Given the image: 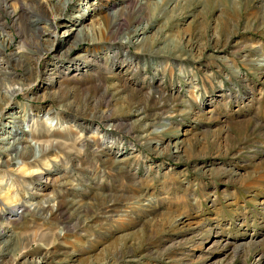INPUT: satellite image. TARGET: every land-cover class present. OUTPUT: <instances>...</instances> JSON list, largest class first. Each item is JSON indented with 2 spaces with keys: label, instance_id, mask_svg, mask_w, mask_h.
I'll list each match as a JSON object with an SVG mask.
<instances>
[{
  "label": "rangeland",
  "instance_id": "1",
  "mask_svg": "<svg viewBox=\"0 0 264 264\" xmlns=\"http://www.w3.org/2000/svg\"><path fill=\"white\" fill-rule=\"evenodd\" d=\"M129 1L122 5L120 0H11L6 10L0 6V23L12 40L6 56L15 61L11 70L16 74L15 84L9 78L0 80V107L9 101L13 88L23 87L0 111V162L6 158L3 153L10 146L7 139L15 130L22 137L36 124L43 134L41 122L46 121L45 113L50 111L56 116L52 120L55 130L60 125L76 134L85 127L96 130L98 134L86 133V138L95 143H115L108 144L109 151L119 149L118 159H128L129 167L137 174L130 182L108 171L105 177L100 173L97 181L103 180L109 192L124 188L125 196L137 197L138 201L144 196L149 203L124 202L110 219L94 220L90 228L66 234L61 242L69 253L60 254L54 264H107L119 252L136 250L140 251L137 255L118 264H264V258H254L257 250L264 252V2L167 0L165 15L178 26L171 29L172 22L165 18L157 26L160 32L151 27L145 34L158 46V60L146 58L145 66L123 64L110 74V50L93 44V37H98L91 28L114 10L130 7L133 2ZM150 1L162 4L164 0ZM205 1L220 4V10L210 12L201 7L203 11H199L197 7ZM112 3L116 7L109 10ZM189 5L197 17L186 16L183 10ZM36 20H41L39 26L32 22ZM83 29L88 34L80 32ZM126 38L125 33L119 42L127 43ZM36 48L41 49V59L31 66L29 58ZM127 49L129 57L138 53L132 44L125 45ZM181 49L187 54L183 57L190 59L181 65L170 64ZM83 57L90 62L76 73L70 68L71 62ZM60 72L69 75L66 102L57 101L55 93ZM88 77L92 82L95 78L104 80L105 87L115 94L112 107L116 112L139 100L160 105L177 98L178 104L183 101L185 106L158 113L153 109L158 117L143 122L139 116L132 117L139 132L148 123L143 134L148 133L149 140L145 142L136 130L129 135L125 129L106 128L94 118L96 110L91 100L96 91ZM84 82L86 85L80 86ZM160 90L163 98H148H157ZM104 130L113 134L108 140L102 138ZM60 131L51 134L53 138L49 139L54 143L41 141V153L32 162L10 164L5 169L8 173L0 174V191H6L12 199L2 192L0 211L24 200L31 211L37 206L56 207L61 200L83 202L85 208L94 196L106 194L91 180L82 181L75 175L69 163L71 150L62 143H72L76 134L69 138L67 132ZM85 158L93 166L96 163L91 156ZM65 176L76 190L67 192L60 185ZM80 188L86 189V194L79 192ZM153 207L156 212L151 210ZM22 220L25 222L24 216ZM0 225L13 228L8 215L0 218ZM46 226L43 223L42 230ZM37 230H31V240ZM37 244L33 243L31 249ZM0 246L5 249L3 244ZM238 246L243 247L235 250ZM6 247L9 259L14 258L18 250L15 237L9 238Z\"/></svg>",
  "mask_w": 264,
  "mask_h": 264
},
{
  "label": "bare ground",
  "instance_id": "2",
  "mask_svg": "<svg viewBox=\"0 0 264 264\" xmlns=\"http://www.w3.org/2000/svg\"><path fill=\"white\" fill-rule=\"evenodd\" d=\"M9 1L11 0H3V4L0 6L4 10H6V8H8L7 4ZM16 1L19 2V0H16ZM120 1H122L121 3H123L122 5H124L125 3H127L126 1L128 0H120ZM131 1L133 3L130 5V7L127 6L125 8L123 7V8L114 10L112 14H109V16L102 18L100 20V23L98 22V26L95 25L91 28L92 32L94 30L97 32L96 34L98 37V38L93 37L92 39L93 44L101 48L106 47L107 49L110 50V57L108 59V61L112 63L110 64L111 65L110 70H109L111 71L110 74H112V71L115 67L122 66L123 64L131 65V66L135 64V67L136 65H140V64L145 66L146 61L144 62V60L146 58L158 60L159 53L156 50L158 46L156 45L155 41L154 42L149 41L148 36H146L145 34L147 33L149 28L151 27L155 28L159 26L160 21L164 20L165 18L166 20H168L169 23L173 21L172 20L173 18H171V16L168 17V15H165V11L167 10V6L169 5V1L167 0L162 1V4L160 3L153 4L150 0H137V1L130 0L129 2ZM254 1L255 0H250V3H253ZM258 1L264 2L263 0L261 1L258 0ZM208 2L209 1H205V3L197 7L199 8V11L200 10L203 11V9H206L210 12L211 11L218 12L220 10V4L214 6L213 2H212L213 3L212 5H209L210 2L209 4ZM115 7H116L115 3H112L110 4L108 9L113 10ZM192 8L189 5L186 8H184L183 11L184 13L187 14L186 16L190 15V16L197 17V14L192 10ZM255 8L258 9L259 6L255 5ZM8 11L9 10H7V12ZM79 18H82V15ZM178 18H180V16ZM40 21L41 20H36L32 22L36 26H39ZM172 24L173 26L171 27V29L174 30L175 27L178 26V23L177 21H175V23L172 22ZM99 26L102 28L98 30ZM157 28H159L158 31L160 32V27H157ZM37 29L39 30L40 28H37ZM80 32L88 34V30H85V29L81 30ZM200 32L203 34V31H201V29L199 30V33ZM125 33L128 36V38H126L127 43L119 42V37L122 35H125ZM45 35L46 34H43V36ZM0 43L2 45V46L0 45V80L4 78H9L11 79L12 83L15 84L16 74L14 73L15 71L11 70L12 68H14L13 62L15 61L12 62V60L6 56L7 50L12 45V40L10 39L3 23H0ZM215 43H218V39L216 38H215ZM127 44H132L134 47H136L138 51V53L134 55L133 57H129L130 55L128 51L129 49H127V51L125 50V45ZM21 49L22 48H19V50ZM16 55L17 54H14L12 58L16 57ZM183 55H187V54H184L183 49H181L179 52L174 54L173 57L175 60L171 61L170 64L181 65V63L184 60L190 59L189 58L190 56H186L187 58H185L183 57ZM23 57H25V55ZM40 59H41V49L36 48V52H34V56L32 55L29 58L30 65L31 66L32 64L38 65V63L40 62ZM13 60H16V59L13 58ZM91 61L94 64L98 63L97 60L95 59H92ZM89 62L90 60H87V58L85 57H83L82 60L79 59V61L75 59V60H72L71 63H73V65H70V68L72 67L75 68V71L77 73L80 71L79 68L81 67V65H87ZM263 62H259L260 65L263 66ZM58 75H59L57 78L58 81L56 82V85H55L57 89V92L55 93L58 95L57 101L60 100V102H66L65 100L70 95V90L66 87V83L68 82L67 77L69 75H65L62 72H60ZM88 79L90 81L89 83L93 85L92 87L96 91V94L94 95L95 99L93 101L91 100L92 102L91 104L95 106V110H96L94 118H96V120L99 121L102 124V126L106 128L111 127L113 129H118V130L125 129L127 130V133L129 135L137 132L139 134L140 139L145 142L149 140L148 133L143 134L144 131H147L146 128H148V125H147L148 123L143 126L140 125L141 126L140 131L142 132H139L138 128L135 127V124L131 120L132 117L139 116L140 121L143 122L145 120H151L154 116L155 118L158 117L157 113L159 111L160 112L164 111L166 108L167 109L170 108L171 110L172 108H176L178 106L181 107V105L185 106L183 101L182 102L180 101L179 103L180 105H179L178 102L176 101L177 98H172L173 102L171 101L170 104L162 103L160 105H157L156 102H154L155 103L154 105L152 103H147V102H144L143 100H139L138 102H135V103L130 102L126 104L124 109L122 110L120 109L118 110V112H116L115 109L112 107L113 95L115 94H112L111 91H109L105 87L104 80L101 78L99 79L95 78V82H92L89 77ZM50 82L52 84L54 83L53 80H51ZM85 85H86L85 82L83 84H80V86L82 87H84ZM22 90H23V87L13 88L10 92L11 97L9 98V101L1 105L0 111L5 110V108H7V106L10 104L11 102L10 100L18 96ZM162 93L164 92L160 90L158 91L157 98L155 96L153 97L150 96L148 98L150 99L163 98L164 95ZM153 109L158 110V111H154L157 113H153L152 112ZM146 112L148 113L149 118ZM150 112H152L153 115H150L149 114ZM45 115H46L45 117L46 121L43 123L41 122V128H43L42 132L44 135L40 133L37 127H35L36 125L35 124V125H32L34 126V128L32 127L29 134H24V136L21 137L20 136L21 134L18 133V130L17 131L15 130L14 134L12 135L13 137L11 138L9 137L7 139V144L10 146H9V149H7L5 153H3L2 151V153L6 156V158L4 161L0 162V174L6 173L7 171L5 172V169L7 167L9 168V166H11L10 164H19V162L26 164V163L32 162L31 160L36 159V158L34 159L32 158L37 156L36 154L41 153V149H42L41 141L42 140L47 141L49 144L54 143L49 138H53L51 134L55 133L59 129H61L60 132H62V130H64V132H67L69 134V138H72V135L74 136V134H76V132L72 131L71 128L69 127L62 128L61 125L58 127L59 129L56 128L55 130L52 120L54 118L56 119V116L54 115V113L50 111L46 112ZM57 118L59 117L57 116ZM49 120L51 122L50 124L48 123ZM58 121L62 123L61 119ZM16 123H19V121L15 120L14 124L18 125ZM79 128L80 127H77V130H79ZM103 132L104 134L102 138L104 140H108L113 135L112 133L106 130H104ZM86 133L87 134L89 133L98 134L96 130L92 131L90 127H85L84 129H80V131H77V134L75 135L76 139L72 143L64 142L62 143V145H64L67 149L71 150L70 154L72 157H69V160H70L69 163L73 167L74 169L73 172L75 173V175L78 174L82 181L91 180L96 185L95 188H98V189L100 188V190L103 189L104 192L106 191V194H103V193L97 194L96 196H94V201L92 202V204H90L89 206H86L85 208L83 207L84 206L82 204L83 202L79 204L80 202L74 203V202H67L65 200L59 201L56 207L49 206L46 208L44 206H37L34 211H31V209H29L28 204L25 200L17 202L14 206L5 207V209L0 211V218L5 215L6 216L8 215L9 224H13L14 229L13 228L10 229V227H8L9 225L8 226L0 225V244H3L4 245L3 247H5V249L4 248L2 249L0 246V256H1L0 264H5L6 260L10 261L9 264H54L55 260L60 256V254L65 255L69 253V251H66L62 248L63 244L61 242L62 237H64L66 234H69V233L76 234L78 231L80 232V230L83 231L84 229L90 228V226L94 224V220L99 221L105 218L110 219V217L113 216V212L121 208L122 205L125 204L124 202L132 200L135 203L146 202V201L149 203V201L145 199L144 196L139 197V201L137 197L125 196L126 189L123 190L124 188L123 189L120 188L121 189L120 191L113 190V192H109L111 191V189H109L107 185L103 184L104 183L103 180H100L101 181L100 183L97 181L100 178L99 177L100 173L102 177H105L106 176L105 173H107L108 171H113V173L117 174L119 178L126 177L130 182L133 181L137 177V174L134 173L133 169L129 167L130 165L128 164V159H123V160L118 159V156L121 153L119 149L115 151H109V148L107 147L108 144L113 145L115 143H109L107 141H101V142L95 143L96 142L95 140L93 141L91 138H86L85 136ZM92 142H94L95 144H92ZM162 142H159V144H162ZM113 146H116V145H113ZM49 148L50 146L48 145L46 149H49ZM85 148L87 150L86 153L83 152ZM176 151L180 152V148H176ZM82 153H83V156H82ZM87 156H91V158H93L96 161L94 166H93V163L89 159L85 158ZM93 169L95 171H93ZM98 169L101 170L99 173L98 171H96ZM64 170L67 171L65 168ZM95 172L97 175L95 174ZM2 176H6V175L3 174ZM60 185L64 187L67 192L76 190V188L74 189L73 186H69L70 184L68 182L67 176L62 178V183ZM7 186L8 184L3 187L6 188ZM144 190L145 189H142V192H144ZM2 192H3V196L7 195V198L8 199L10 198V195H8L7 192L4 190L0 191V195L2 194ZM79 192L86 194L87 191L86 189L80 188ZM189 195L195 196L194 193H189ZM9 200H12V199H9ZM151 210L156 212V209L154 207ZM19 211H22L21 212L22 216L20 215ZM23 216L26 219L25 222H23L22 220ZM19 221L21 222V224L19 223ZM89 222H91L90 225H89ZM43 223L44 225L46 224L48 226V227L46 226L44 230H42ZM34 228H37L38 229L37 231L39 232L36 233L35 236L33 237L35 239L31 240L30 232H32L31 230ZM58 228H61L62 230L60 229V231H57ZM11 237H15L17 244H18V250H17L16 256L12 259H9L8 253L6 252V250L9 251V249L6 246H7L9 238ZM163 239L164 238H161L160 241L161 240L163 241ZM168 239L166 238L165 242H167ZM37 241L39 243L37 244L38 247L32 250L31 249L32 244ZM239 247H243V246H238L236 247L235 250H237V248ZM142 249H145V248H142ZM139 252H140L139 250L119 252L115 256H113L112 260L107 264H118L120 263V261L122 260L124 261L126 260V258L130 257V255H133V254L137 255ZM5 254H6V257H3V255ZM255 256L260 257L262 260L264 258V252L257 250L254 254V258ZM38 257H39V261H35V259Z\"/></svg>",
  "mask_w": 264,
  "mask_h": 264
}]
</instances>
